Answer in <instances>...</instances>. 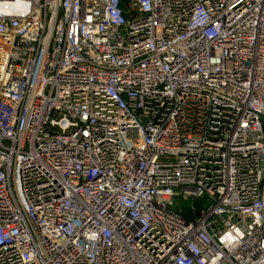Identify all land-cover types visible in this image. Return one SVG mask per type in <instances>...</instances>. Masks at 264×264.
<instances>
[{
	"label": "built area",
	"instance_id": "built-area-1",
	"mask_svg": "<svg viewBox=\"0 0 264 264\" xmlns=\"http://www.w3.org/2000/svg\"><path fill=\"white\" fill-rule=\"evenodd\" d=\"M264 0H0V264H264Z\"/></svg>",
	"mask_w": 264,
	"mask_h": 264
},
{
	"label": "water",
	"instance_id": "water-1",
	"mask_svg": "<svg viewBox=\"0 0 264 264\" xmlns=\"http://www.w3.org/2000/svg\"><path fill=\"white\" fill-rule=\"evenodd\" d=\"M262 183H264V179L262 180Z\"/></svg>",
	"mask_w": 264,
	"mask_h": 264
}]
</instances>
